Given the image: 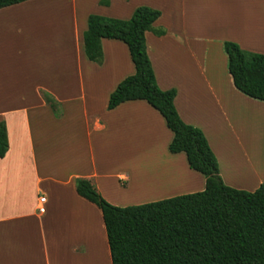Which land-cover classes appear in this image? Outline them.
<instances>
[{
  "label": "crops",
  "instance_id": "1",
  "mask_svg": "<svg viewBox=\"0 0 264 264\" xmlns=\"http://www.w3.org/2000/svg\"><path fill=\"white\" fill-rule=\"evenodd\" d=\"M141 6L161 12L146 33L157 84L176 90L180 118L204 133L224 183L250 192L264 183V131L245 130V115L264 114V103L236 89L224 48L229 41L264 54V0H28L0 9V121L9 138L0 158V264H112L102 211L78 195L79 179L121 207L127 194L141 205L205 190L186 154L169 151L173 133L156 109L136 100L108 110L136 73L127 45L103 39L102 64L85 54L90 15L130 20ZM76 115L85 160L69 156L72 132L57 127ZM139 156L168 174L156 171L135 193V162L121 160Z\"/></svg>",
  "mask_w": 264,
  "mask_h": 264
},
{
  "label": "trees",
  "instance_id": "2",
  "mask_svg": "<svg viewBox=\"0 0 264 264\" xmlns=\"http://www.w3.org/2000/svg\"><path fill=\"white\" fill-rule=\"evenodd\" d=\"M25 1L0 0V9ZM160 16L159 10L146 6L138 7L130 20L90 15L85 54L102 64L103 39L127 45L136 73L119 83L108 110L136 100L156 109L173 133L169 151L186 154L190 168L205 177V190L128 207L108 202L87 179L78 180L77 193L102 211L112 264H264V183L254 192L226 185L204 133L180 118L176 90L159 88L146 33ZM224 48L236 89L264 103V54L229 41ZM45 97L56 107L51 96ZM8 151L7 125L0 121V158Z\"/></svg>",
  "mask_w": 264,
  "mask_h": 264
},
{
  "label": "rangeland",
  "instance_id": "3",
  "mask_svg": "<svg viewBox=\"0 0 264 264\" xmlns=\"http://www.w3.org/2000/svg\"><path fill=\"white\" fill-rule=\"evenodd\" d=\"M248 52V51H247ZM77 117L74 116V118L70 121H68V125H65V123H58L57 127L58 128H64L65 130H67L68 134L70 133V131L72 132V136H69L65 139L66 141V148H67V152L69 154V156H73V158H77V157H83L84 160L87 157V143H86V128L81 120V117L79 115H76ZM245 130L249 131L252 130L255 132V130H260L264 131V114L263 113H258V114H253V113H249L248 115H245ZM259 130V131H260ZM260 131V132H261ZM68 136V135H67ZM235 136H231L230 134H228V139L229 140H234ZM130 161V162H129ZM153 161V162H152ZM133 162H135V167H132L133 170L136 171V178H135V182L133 185V191L136 192H143L146 189L150 188V184L149 186L148 183L149 182H153L156 180L157 177V172H160L161 177L166 176V174H168L166 171V168H163V165L160 164V162L157 159H154L153 157H148V156H144L142 158H140V156L137 158V160L134 159H125L124 157H122L121 160V165H127L128 163H130V165L133 164ZM264 162V161H263ZM132 163V164H131ZM165 170V171H164ZM230 175V174H229ZM155 176V177H154ZM264 179V178H263ZM146 185V188H141V186ZM139 194V193H137ZM127 198L124 201V204H127V206H135L137 204L133 203L135 200L139 199L140 197H135L133 195L129 196L127 194Z\"/></svg>",
  "mask_w": 264,
  "mask_h": 264
},
{
  "label": "bare ground",
  "instance_id": "4",
  "mask_svg": "<svg viewBox=\"0 0 264 264\" xmlns=\"http://www.w3.org/2000/svg\"><path fill=\"white\" fill-rule=\"evenodd\" d=\"M152 162H153V161H152ZM163 168H164V167H163ZM164 171H165V170H164ZM166 172H167V171H166ZM159 173H160V172H159ZM163 175H164V173H163ZM166 175H167V174H166ZM154 177H155V176H154ZM153 183H154V181H153V182H149L147 186H149V184H153ZM145 186H146V185L143 184V186H141V188H143V187L146 188Z\"/></svg>",
  "mask_w": 264,
  "mask_h": 264
},
{
  "label": "built area",
  "instance_id": "5",
  "mask_svg": "<svg viewBox=\"0 0 264 264\" xmlns=\"http://www.w3.org/2000/svg\"><path fill=\"white\" fill-rule=\"evenodd\" d=\"M44 201H45V198H42V199H41V202H44Z\"/></svg>",
  "mask_w": 264,
  "mask_h": 264
}]
</instances>
